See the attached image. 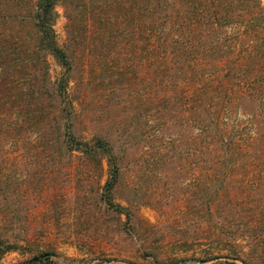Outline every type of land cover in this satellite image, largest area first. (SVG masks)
Returning a JSON list of instances; mask_svg holds the SVG:
<instances>
[{"label":"rangeland","instance_id":"rangeland-1","mask_svg":"<svg viewBox=\"0 0 264 264\" xmlns=\"http://www.w3.org/2000/svg\"><path fill=\"white\" fill-rule=\"evenodd\" d=\"M36 1L0 11L28 18ZM76 1L57 0L52 22L69 72L30 21L0 20V41L12 32L39 58L0 92V264H264V21L219 23L210 41L228 50L205 75L163 77L151 38L148 55L129 31L73 42ZM96 139L112 190L101 150H70Z\"/></svg>","mask_w":264,"mask_h":264},{"label":"trees","instance_id":"trees-1","mask_svg":"<svg viewBox=\"0 0 264 264\" xmlns=\"http://www.w3.org/2000/svg\"><path fill=\"white\" fill-rule=\"evenodd\" d=\"M56 2L57 0H37L29 12L28 18L18 13L4 14L0 11V20L1 22L12 19L30 21L35 31L33 36L38 37L39 46L51 54L69 72L71 66L68 54L55 43L52 29ZM78 3L74 5L75 16L68 18L75 29L73 34L69 32L73 42H78L79 36L90 31H92L93 37L99 33L104 39L112 36L117 38L121 34L123 35V31H129L130 37L135 34L145 40L143 42L144 53L148 55L151 38L155 41L156 50L164 51L167 57L169 56L168 64L162 67L163 77L171 76V68L184 72L183 67L187 70L184 75H191L193 79L205 75L208 69L205 63L207 58L214 57V59L220 60L223 57L222 53L228 50L227 47H222L218 41H210V38L213 40L212 37L216 36L218 27H220L219 23L226 24L232 17H241L243 14L249 16L247 29L254 21H264L263 8L260 6L259 0H101L100 2L87 0L82 5L80 2L81 6ZM235 14L236 16H234ZM110 21H113L111 30L106 27ZM125 21L128 23L125 24ZM122 25H124L123 29ZM7 33L3 36L8 39L3 38L0 41L1 96L4 95L2 93H4L5 85L11 87L13 83L12 72L19 73L20 82H24L26 78H23L20 68H24L26 59H30L32 62L39 60V58H34V55L37 54L36 47H34L35 51L30 52L27 42L19 38L16 39V44L19 46L12 47L11 38L14 35L12 32ZM23 52H29L30 57L22 59ZM185 63L188 65L184 66ZM231 70L235 71V67L232 66ZM67 84L68 79L62 78L57 83V87L63 88L65 91ZM76 144V147L70 150L80 151L85 155H92L94 151L101 150L107 156L108 167L113 170V181H107L106 188L112 190L117 181L119 169L110 155L111 146L109 143L96 139L93 146L80 142H76ZM45 260L46 262H39L51 264L49 258Z\"/></svg>","mask_w":264,"mask_h":264},{"label":"water","instance_id":"water-1","mask_svg":"<svg viewBox=\"0 0 264 264\" xmlns=\"http://www.w3.org/2000/svg\"><path fill=\"white\" fill-rule=\"evenodd\" d=\"M39 259H40V258H36V259H34V260H31V261L27 262L26 264H32V263H34V262H37Z\"/></svg>","mask_w":264,"mask_h":264}]
</instances>
